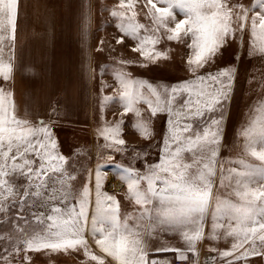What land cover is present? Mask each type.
<instances>
[{
	"label": "rangeland",
	"instance_id": "obj_1",
	"mask_svg": "<svg viewBox=\"0 0 264 264\" xmlns=\"http://www.w3.org/2000/svg\"><path fill=\"white\" fill-rule=\"evenodd\" d=\"M119 3L120 0H18L15 39L8 38L10 31L6 24L0 32L5 37L0 44L3 49L2 58L13 64L11 79L4 81L0 77V87L13 93L16 115L20 119L27 120L34 128H48L51 139L56 141L55 152L65 157L64 171L75 177L68 181L73 195L78 197L83 187L88 186L90 227L97 166L102 176L100 191L117 199L122 214L137 215L139 206L127 198V185L120 180L121 167L134 168L143 173L149 165L158 163L169 133V121L177 119L175 115L170 117L168 112H159L153 116L149 105L144 102L136 105L139 116L135 111L125 112L119 99L120 86L116 73H129L133 79L170 89L194 80L195 75L207 77L221 70H229L231 88L222 106L212 112L206 111L203 117L194 120L181 119V125H192V135L202 133L212 120L222 119L216 175L212 178L213 202L203 220L206 225L209 217H213L216 197L239 202L238 198L230 194L235 188V181H229L227 177L228 169L238 167L230 161L243 156L244 138L238 133L254 115L256 103L264 100V54H260L254 47L251 29V17L260 9L254 7L255 0H227L229 7L243 5L245 9H250L248 18L243 22L241 30V22L233 16L232 27L235 31L225 38L218 53L194 75L189 71L187 63L193 51L187 46L191 38L181 43L168 40V33L164 29L158 33L141 30V36L157 35L159 43L155 45V50L166 54L152 62L141 56L140 52L134 51L139 41L124 35L117 27L120 19L113 17L111 12L119 10ZM148 7L147 0H138L136 20L151 29L153 25L148 16ZM236 11L238 9H234V13ZM183 18L182 14H177V20ZM169 26L174 27V24L169 23ZM42 38L46 42L45 48L38 44V39ZM224 82L228 83L227 80ZM105 97L113 99L105 100ZM186 99L187 94L177 96L174 113L182 110ZM141 121L149 126L151 136L145 138L141 135L136 127ZM117 125L118 138L125 142L120 146L121 151L115 147H106L108 141L100 134L102 129ZM38 138L44 141V134L40 133ZM29 158L36 161L34 167H39V157L30 154ZM244 158L250 163H259L251 157ZM9 179L16 189V195L4 200L6 210L0 211V264H96L85 255L83 248L59 253L18 252L17 249L23 247L21 230L35 228L36 217L41 213L46 217L51 213L53 205H64L59 199L47 202L48 190L40 197H25L21 201L29 185L27 177L17 173ZM261 183L264 182L253 184L252 187H258ZM48 187L58 188L59 184H53L50 180ZM69 203L74 204L75 200L70 199ZM226 219H217V225L220 226L216 229L224 228ZM141 223L144 224V221ZM226 233H215L210 243L216 248L220 246L224 251L226 246L233 245V236H227ZM142 234L147 258H151L159 252L156 244L161 238L156 239L154 232L150 236ZM85 236L91 253L103 257L105 264H114L95 245L94 240L98 236L94 238L87 231ZM200 243H195V249L198 246L199 250ZM255 246L260 255H248L239 260L232 257L227 262L264 264V243L257 239ZM251 248L252 244L248 243L242 250L233 252L234 255H241ZM204 249L216 258L213 249ZM25 255L28 260L24 259ZM162 261L159 258V264Z\"/></svg>",
	"mask_w": 264,
	"mask_h": 264
},
{
	"label": "snow or ice",
	"instance_id": "obj_2",
	"mask_svg": "<svg viewBox=\"0 0 264 264\" xmlns=\"http://www.w3.org/2000/svg\"><path fill=\"white\" fill-rule=\"evenodd\" d=\"M137 3L138 0H120L119 10L111 12L113 17L120 19L117 27L121 33L139 41L134 51L140 52L141 56L152 62L166 55L155 50L159 37L141 36V30L158 33L164 29L168 33V40L181 43L191 38L187 46L193 51L187 63L189 71L194 75L218 53L225 38L235 31L232 27L233 16L241 22L242 30L250 11L243 5L229 7L227 0H147L148 16L153 25L149 29L136 20ZM257 6L260 10L251 17L252 38L256 50L264 54V0H255L254 7ZM234 9L238 11L234 13ZM178 13L184 18L177 20ZM17 16L18 0H0V32L6 24L10 31L8 38L11 40L15 39ZM169 23L174 24V27H170ZM4 39L0 35V44ZM2 53L0 47V77L8 81L12 76L13 64L4 61ZM116 79L120 86L119 99L125 112L135 111L139 116L136 105L144 102L149 105L153 116L159 112H168L170 117L175 115L177 119L169 121V133L158 163L149 165L143 173L134 168L121 167L120 180L127 185V198L139 206L137 215L122 214L117 199L100 191L102 176L97 166L90 227L88 186L83 187L78 197L73 195L68 181L75 177L64 171L65 157L55 152L56 141L51 139L48 128H34L27 120L20 119L16 115L13 93L0 87V211L6 210L4 200L16 195L9 177L17 173L26 176L29 181L21 201L25 197H40L48 190L47 202L59 199L64 205H53L51 213L46 217L43 213L36 217L35 228L21 230L23 247L18 248V252L59 253L83 248L90 260L96 264H105L103 257L89 251L85 236L87 231L94 238L99 237L94 240L95 245L114 264H149L140 231L143 227L141 222L145 220L174 229H191L181 233L190 252H194L195 243L202 238L203 220L213 202L212 178L216 175L222 119L212 120L202 133L197 132L195 135L191 134L192 125H181V119L194 120L203 117L206 111L212 112L221 107L231 88L230 71L221 70L207 77L195 75L194 80L170 89L133 79L131 74L124 72L116 73ZM183 94H187L188 99L184 101L182 110L174 113L176 98ZM111 99L105 97V100ZM253 112L248 124L238 133L244 138L243 156L230 161L238 167L228 169L227 179L235 181L234 195L239 202L216 197L213 214L214 220L228 218L230 231L226 235L237 238V242L232 245L233 250L252 244L251 250L241 255H234L232 251L221 253L223 257L233 256L236 260L248 255H260L255 241L258 239L264 243V183L252 187L253 184L264 182V100L256 103ZM136 127L145 138L152 135L146 123L138 122ZM40 133L44 134V141L38 138ZM100 134L108 141L106 147L122 150L120 146L125 142L118 138V125L106 127ZM30 154L39 157V167H34L36 161L29 158ZM244 157H251L259 163H250ZM50 180L53 184H59V187L49 189ZM223 182L222 175L221 185ZM70 199H74L75 203H69ZM232 221L235 222L234 227L231 226ZM219 226L214 225V228ZM157 251L180 253L179 249L170 248ZM178 258L186 260L187 256L180 253ZM24 259L29 258L25 255ZM151 264L159 262L153 260Z\"/></svg>",
	"mask_w": 264,
	"mask_h": 264
},
{
	"label": "crops",
	"instance_id": "obj_3",
	"mask_svg": "<svg viewBox=\"0 0 264 264\" xmlns=\"http://www.w3.org/2000/svg\"><path fill=\"white\" fill-rule=\"evenodd\" d=\"M42 30H41V32H42ZM38 44L42 48H45L46 42H45L44 38L38 39ZM230 194H233L235 199L237 198L234 195V189L232 191H230ZM225 219H226V217H225ZM210 225H212L213 228L212 227L210 228ZM214 225H217V219L214 220L213 217L212 218L209 217L206 225H205V222H203V224H202L203 236L200 240L197 241V245H199V241H200L202 243V245H204L203 248L205 247L206 249L207 248L209 249V247H210V249H213V252L215 253V257H216L215 258L216 263H214V264H231L227 261L232 259L233 256L223 257L221 255V253L224 251H232L233 252L236 250H242L243 247L233 250L232 246H230V247L226 246L224 251L220 248V246L218 248L214 247V245L212 243H210L212 235H215V233L216 234H224V233L230 231V222L227 218L225 227L221 228V229H218V228L216 229V227L214 228ZM231 226L232 227L235 226L234 221L231 222ZM140 231H141V233H146L147 235H149L151 232H154V236L156 239L161 238V240L158 242V244H156L157 249H163V248L179 249L180 253L187 256L188 260H191L192 262L195 261L196 255L198 253V249H197L198 246L195 249L194 254H193V252H190L187 250L188 245H187L186 241L182 238V235H181V233L183 231H186V230H181V228H175L174 229V228H170L167 226L159 225L155 221L149 222V221L145 220L143 227L140 229ZM234 238L235 237L233 236L232 242H231V240H228V241L231 242L232 244H234L235 241H237V240L234 241ZM231 243H227V244H231ZM143 247H146V246L143 244ZM227 247L229 249H226ZM180 253H177L174 251H168V252L159 251V252L155 253L153 255V257L147 258V259H148L149 264H151V262L153 260L159 262V258H160L163 260L162 264H165V261L168 260L169 258H171V264H173L174 259H179L178 256ZM188 256H190V257H188Z\"/></svg>",
	"mask_w": 264,
	"mask_h": 264
},
{
	"label": "built area",
	"instance_id": "obj_4",
	"mask_svg": "<svg viewBox=\"0 0 264 264\" xmlns=\"http://www.w3.org/2000/svg\"><path fill=\"white\" fill-rule=\"evenodd\" d=\"M215 258L214 255L207 252L204 248L202 243L200 244L197 257L195 258V261L191 260H181V259H174L173 264H214ZM165 264H171V258L165 261Z\"/></svg>",
	"mask_w": 264,
	"mask_h": 264
}]
</instances>
